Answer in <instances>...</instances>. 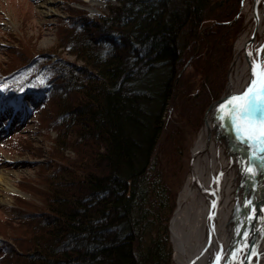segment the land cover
<instances>
[{"label":"trees","instance_id":"trees-1","mask_svg":"<svg viewBox=\"0 0 264 264\" xmlns=\"http://www.w3.org/2000/svg\"><path fill=\"white\" fill-rule=\"evenodd\" d=\"M102 1L91 17L60 19L55 48L74 61L54 48L1 74L13 84L3 101L50 110L56 156L39 175L40 204L16 215L20 234L0 239L2 264H169L157 147L192 71L223 79L221 33L240 0Z\"/></svg>","mask_w":264,"mask_h":264},{"label":"rangeland","instance_id":"rangeland-1","mask_svg":"<svg viewBox=\"0 0 264 264\" xmlns=\"http://www.w3.org/2000/svg\"><path fill=\"white\" fill-rule=\"evenodd\" d=\"M40 1L0 0V173L6 176V182H0L1 240H11L10 237L19 235L20 226L14 227L17 225L16 215L40 204L37 191L41 189L42 182L39 175L48 173L50 168L48 169L47 165L54 156L49 147L54 136V130L50 126V110L43 108L34 116L29 113V108L26 111L24 104L10 106L8 101H3L5 91L13 84L10 83L8 75L1 74L27 63L35 53L50 52L48 56L52 58L51 51L57 42V30L62 25L61 18L66 19L69 15L72 17L82 13L91 17L105 10L102 0H52L51 6L55 12L43 14L40 11ZM242 2L243 0H240L238 5H234L237 11L229 20V23L233 22V26L229 27L228 35H224L227 28L221 33V40H225L221 45L229 47L230 52L224 61L226 63L223 65V79L214 72L210 77V87V83L203 80L201 82L199 74L192 71V77L187 80L194 85L189 93L179 95L181 105L174 109L169 108L168 116L173 126L168 125L167 132L162 135L157 147V168L161 169V180L170 195V198L162 197V222L159 225L161 237L166 235L162 232V226L167 227L165 249L170 250L169 264H176L168 230L169 220L177 205L192 141L203 124L207 108L225 90L232 44L244 21ZM55 49L63 59L74 61V56L62 48ZM188 62L189 59L184 63L181 72L186 73L190 69L189 66L186 67ZM184 80L181 90L184 89ZM163 183L161 187L164 188ZM171 196L174 207L169 212L168 203L172 200ZM3 258L0 252V264Z\"/></svg>","mask_w":264,"mask_h":264},{"label":"bare ground","instance_id":"bare-ground-1","mask_svg":"<svg viewBox=\"0 0 264 264\" xmlns=\"http://www.w3.org/2000/svg\"><path fill=\"white\" fill-rule=\"evenodd\" d=\"M52 2L41 0L40 11L43 14L55 12ZM252 4L253 0L242 2L244 21L232 44L222 95L239 92L254 78L257 62L264 64V0L254 1V14ZM224 101L225 97L219 98L209 108L190 147L185 177L170 223L176 264H227V256L232 264H241L247 240L258 225L259 213L250 188L252 178L261 181L256 201L264 212V152L261 151L264 145L252 141L244 143L238 133L230 130L229 118L222 111ZM222 114L224 119H221ZM249 168L253 171L249 172ZM1 181L6 182L3 173H0ZM210 203L215 207L210 215L212 229L208 226ZM243 208L246 211L241 218ZM239 218L243 223L244 219L249 220L248 225L243 228L238 223ZM238 231L243 234L229 247ZM251 255L248 264H264V219Z\"/></svg>","mask_w":264,"mask_h":264},{"label":"snow or ice","instance_id":"snow-or-ice-1","mask_svg":"<svg viewBox=\"0 0 264 264\" xmlns=\"http://www.w3.org/2000/svg\"><path fill=\"white\" fill-rule=\"evenodd\" d=\"M253 74L254 79L245 91L231 97L222 105V111L234 125L242 142L264 145V64L257 62ZM224 114L221 119H224ZM261 151L264 152V147Z\"/></svg>","mask_w":264,"mask_h":264},{"label":"water","instance_id":"water-1","mask_svg":"<svg viewBox=\"0 0 264 264\" xmlns=\"http://www.w3.org/2000/svg\"><path fill=\"white\" fill-rule=\"evenodd\" d=\"M254 1L255 0H253V4H252V10H253V14H254V12H255V6H254ZM254 79V78H253ZM253 79H251L239 92H236V93H233V94H231V95H221L220 97H218V99L220 98V99H223L224 97H225V103L231 98V97H233V96H236V95H239V94H242L243 93V91H245V89L249 86V84H250V82L253 80ZM218 99H216V100H214L213 102H212V104H215V102L218 100ZM212 104H210V106L207 108V110H206V113L209 111V108L212 106ZM206 113H205V116H206ZM204 119H205V117H204ZM229 121H230V119H229ZM203 123H204V120H203ZM230 123H231V121H230ZM202 126H203V124H202ZM201 126V127H202ZM231 129V131H233V133H237V131H236V129H235V127H234V125L231 123V127H230ZM201 129V128H200ZM199 129V130H200ZM263 182V181H262ZM261 186V181H260V179H256V178H252V181H251V186H250V188H251V195H253V198H254V205L256 206V211L259 213L258 214V225L256 226V228L252 231V233H251V235L249 236V238H248V240H247V242H248V245H247V248H246V250H245V253H244V257H243V259H242V261H241V264H248V262H249V260H250V258H251V252H252V247H253V245H255V243H256V241H257V235H258V232H259V230L261 229V227L263 226V219H264V212H263V210L261 209V207L259 206V203L256 201V198H257V196H256V192L258 191V189H259V187ZM177 206V205H176ZM175 209H176V207H175ZM175 209L173 210V212H172V215H171V217H170V220H169V225H168V230H169V233H170V239H171V241H172V237H171V229H170V223H171V219H172V217H173V214H174V212H175ZM215 210V207L213 206V204L212 203H210L209 204V207H208V211H209V213H208V216H210L211 215V213L213 212ZM245 211H246V208H243L242 210H241V218H243V215H244V213H245ZM241 218H239V220H238V223H241L242 224V227L244 228V227H246L248 224H247V222L249 221V220H245L244 219V223L241 221L240 222V220H241ZM208 226L209 227H211V229H212V218H211V216L209 217V221H208ZM241 226V225H240ZM210 229V230H211ZM241 234H243V232L242 231H238V233L236 234V236L231 240V242L229 243V247L230 246H232V244L233 243H235V242H237V240H239L240 239V235ZM172 243H173V241H172ZM228 257V261H227V264H232V261H231V259H230V257L229 256H227ZM191 259H189V261L188 262H191L190 261ZM213 264H216V263H213Z\"/></svg>","mask_w":264,"mask_h":264}]
</instances>
